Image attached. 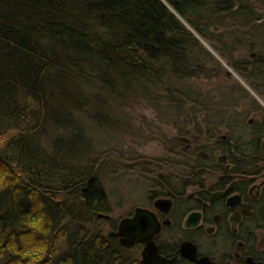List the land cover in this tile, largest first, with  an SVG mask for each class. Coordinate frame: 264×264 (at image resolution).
Listing matches in <instances>:
<instances>
[{"label":"trees","instance_id":"trees-1","mask_svg":"<svg viewBox=\"0 0 264 264\" xmlns=\"http://www.w3.org/2000/svg\"><path fill=\"white\" fill-rule=\"evenodd\" d=\"M263 35L264 0H0V264H141L99 224L95 134L138 100L201 133L203 40L239 69Z\"/></svg>","mask_w":264,"mask_h":264},{"label":"flooded vegetation","instance_id":"flooded-vegetation-1","mask_svg":"<svg viewBox=\"0 0 264 264\" xmlns=\"http://www.w3.org/2000/svg\"><path fill=\"white\" fill-rule=\"evenodd\" d=\"M259 44L253 40L248 65L234 69L249 85V107L262 118L257 123L250 119L245 129L234 121L210 137L216 154L203 151L199 160L208 177L192 183L180 175L171 186L157 176L146 194L148 204L123 217L139 207L152 212L160 224L154 241L174 264H264V74L259 73L264 43ZM134 246L142 250L145 243Z\"/></svg>","mask_w":264,"mask_h":264},{"label":"rangeland","instance_id":"rangeland-1","mask_svg":"<svg viewBox=\"0 0 264 264\" xmlns=\"http://www.w3.org/2000/svg\"><path fill=\"white\" fill-rule=\"evenodd\" d=\"M261 39L263 44L264 35ZM203 43L215 55L216 60L206 65L210 77L194 79V83L198 82V99L202 106L206 104L209 108L208 111L207 107H202V118L208 113L212 115L211 120L204 121L201 118V133L195 128L196 120L188 123L194 113L173 118L170 114H164L165 108L158 111L148 103L138 100L132 106L117 109L116 115L121 119L118 127L112 128L108 134H95L98 153L102 159L107 158L103 163L102 181L111 206L109 213L99 214V224L106 233L112 230V221L119 223L136 206L148 204L146 194L153 186L155 177L165 178L173 186L175 174L183 173L182 176L192 183L208 177V174L203 175L200 171L197 160H200L203 151L216 154L213 147L215 138H210L209 135L213 130L208 132L210 127L225 129L229 123L236 121L245 129L250 119L253 118L257 123L262 118V113L253 112L249 107L251 92L246 87L249 86L246 79L207 40H203ZM247 52L242 48L235 56L247 59ZM94 133L92 131V135ZM209 175L214 176L213 173ZM106 214L108 216H104Z\"/></svg>","mask_w":264,"mask_h":264},{"label":"water","instance_id":"water-1","mask_svg":"<svg viewBox=\"0 0 264 264\" xmlns=\"http://www.w3.org/2000/svg\"><path fill=\"white\" fill-rule=\"evenodd\" d=\"M204 43L207 44L205 41ZM159 229L160 224L153 213L139 207L136 208L132 217L123 218L117 230H111L108 234L117 237L126 247H132L138 242L145 243L141 252V264H174L171 259L160 254L154 241V236Z\"/></svg>","mask_w":264,"mask_h":264},{"label":"bare ground","instance_id":"bare-ground-1","mask_svg":"<svg viewBox=\"0 0 264 264\" xmlns=\"http://www.w3.org/2000/svg\"><path fill=\"white\" fill-rule=\"evenodd\" d=\"M132 217V216H131ZM117 230V229H116ZM109 233V232H108ZM129 248V247H128Z\"/></svg>","mask_w":264,"mask_h":264}]
</instances>
